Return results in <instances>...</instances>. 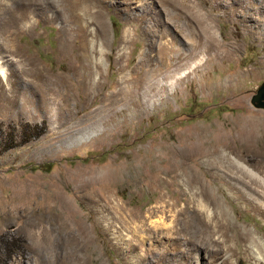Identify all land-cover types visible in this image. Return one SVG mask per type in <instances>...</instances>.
Here are the masks:
<instances>
[{
    "label": "rangeland",
    "instance_id": "obj_1",
    "mask_svg": "<svg viewBox=\"0 0 264 264\" xmlns=\"http://www.w3.org/2000/svg\"><path fill=\"white\" fill-rule=\"evenodd\" d=\"M128 2L33 7L20 37L0 33L5 79L25 57L30 99L12 116L0 74V264H252L247 240L218 259L236 246L214 225L224 218L264 243L246 195L264 189L235 163L264 174V109L249 103L264 80V23L213 8L217 39L236 51L180 60L187 23L165 22L167 6L155 7L161 21L131 20L141 7ZM109 198L124 206L113 221Z\"/></svg>",
    "mask_w": 264,
    "mask_h": 264
},
{
    "label": "bare ground",
    "instance_id": "obj_2",
    "mask_svg": "<svg viewBox=\"0 0 264 264\" xmlns=\"http://www.w3.org/2000/svg\"><path fill=\"white\" fill-rule=\"evenodd\" d=\"M17 1L20 2V6L16 4ZM83 1L86 2L90 0H83ZM123 1L126 3L125 4L126 9L130 10L131 3L128 2L129 0H123ZM134 1L139 2L138 5L141 7V9L138 13L135 12L134 14L130 15L131 20H137V21L141 20V21H148V22L151 20L161 21L162 16L160 17L159 14L155 11V7L156 6H160V7L167 6L168 8L171 7L172 9L170 13L164 12L165 22L166 21L173 22V21L182 19L184 22L187 23L188 31L184 33V35L189 41V45L187 48H184V49L180 48L181 51H179L175 55L176 58H179L180 60L182 58H186L187 56L189 57V55L193 57V56H197L198 54H202L203 56L212 55V56L224 57V56L231 55L236 51L237 49L236 42H234V46L230 47L228 43L223 42V41L220 42L217 39L216 28H215L216 26L215 22L217 18L214 17L215 13H213V10H212L213 8H224V9L234 11L239 16V19L241 22L242 21L249 22L250 20H252V21H255V23H253L255 25L259 24L260 21L264 23V0H204V1L203 0H134ZM198 3L201 4L200 7H197L196 4ZM79 4L80 3H78V0H62L61 3H55V2L53 3L51 0H12L11 4L7 0H0V33H4L5 36L11 39L15 37H20L29 28L28 13L30 9H32L33 7L34 8L53 7L55 9H60L61 6H63V7H66L67 9H73L75 6H78ZM255 14L257 15V17ZM255 25L253 26L254 29H256ZM261 28L264 29V26ZM77 29L78 28H76L75 31H77ZM263 29H261V31ZM195 30H197V33L195 32ZM255 32H257V29L255 30ZM92 33H93V36H96L94 31ZM69 34L71 35V31ZM254 37L259 38L258 35H255ZM85 40H86L85 35L81 34V42L77 46L80 51L81 50L84 51ZM163 49L164 51L167 50L166 47H163ZM17 52L18 50L16 46L13 45L12 46L13 56L11 58L13 62L17 60L15 59V56H19ZM24 60H26V58L22 57V59L20 60V63H18V65H15V67L13 68L11 77L10 78L7 77V79H5L6 74H5V71L3 70V67L0 66L1 80L2 81L7 80L6 83L9 85V86H6V83L4 82V86L7 88L8 94H9L7 98L9 113L12 114V116L14 117H18L20 115L21 116L26 115L29 111V100L30 99L28 98L27 95H25V88L23 86L24 84H22L23 81L20 80V77L26 76L29 72V67L27 63L24 62ZM198 62H200V59L190 63L189 67H194L196 63ZM259 64H260L259 67L264 68V59L261 60ZM47 91H48V88H47ZM16 120L17 119H15L14 121ZM262 157H263V161L262 163L261 161L259 163H260V166L262 167L261 170L264 173V150L262 152ZM235 163H236V167L239 169L241 174L247 177V179H250L251 181H255L257 184H259L264 189V174H260V172H258L254 168L249 167L242 161L235 160ZM246 195L250 198L252 202H254L255 206L253 207L255 209L260 210V212L264 214V191L260 193H250L246 191ZM211 199L215 200L214 197H211ZM108 201L109 202L107 204L112 203L110 198ZM123 207H124L123 204L120 202L112 203L110 206L107 207L108 212L111 213L110 218L112 219V221L117 217L115 213L117 212L120 213ZM204 220H205L206 225H210L213 222V219H211L209 216L205 217ZM214 225L215 226L218 225L219 228H223L226 232L231 231L232 234L234 235L235 244H236L234 248L226 244L225 245L223 244L222 248H219L221 255L218 257V259H222L221 263L228 262L229 256L233 254L235 250L238 249V243L241 240H247L249 241L247 245V248L249 251L248 254H250L251 255L250 257H252L253 259L252 264H264V243L257 238L253 239L254 237H252V235L250 234V231L246 227H238V226L234 227L231 225L228 218H224L223 220L216 219L214 221ZM37 236L38 234L36 235V237ZM73 236L74 235H72V237ZM63 238H64V235H63ZM220 241H223V237L220 239ZM132 247L133 248L135 247L134 243ZM210 249H213V248H210ZM208 263L218 264V260L213 261L212 259L210 260L208 259Z\"/></svg>",
    "mask_w": 264,
    "mask_h": 264
},
{
    "label": "water",
    "instance_id": "obj_3",
    "mask_svg": "<svg viewBox=\"0 0 264 264\" xmlns=\"http://www.w3.org/2000/svg\"><path fill=\"white\" fill-rule=\"evenodd\" d=\"M249 103L255 108L264 109V80L260 82L250 95Z\"/></svg>",
    "mask_w": 264,
    "mask_h": 264
},
{
    "label": "trees",
    "instance_id": "obj_4",
    "mask_svg": "<svg viewBox=\"0 0 264 264\" xmlns=\"http://www.w3.org/2000/svg\"><path fill=\"white\" fill-rule=\"evenodd\" d=\"M52 166V163L47 161V162H43V163H40V164H34V165H30V167H32L33 169H40V170H43V171H48L50 170Z\"/></svg>",
    "mask_w": 264,
    "mask_h": 264
}]
</instances>
